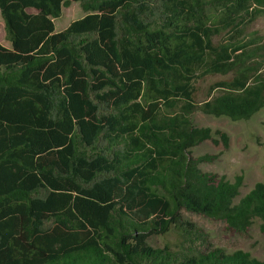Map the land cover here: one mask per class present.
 <instances>
[{"label": "trees", "instance_id": "16d2710c", "mask_svg": "<svg viewBox=\"0 0 264 264\" xmlns=\"http://www.w3.org/2000/svg\"><path fill=\"white\" fill-rule=\"evenodd\" d=\"M72 1L91 13L55 32ZM0 14V264H264L183 216L264 234V183L237 201L242 177L192 154L229 145L195 112L264 109V44L246 38L264 0H0ZM217 74L234 76L197 104V79ZM172 231L178 248L149 244Z\"/></svg>", "mask_w": 264, "mask_h": 264}, {"label": "rangeland", "instance_id": "374dc122", "mask_svg": "<svg viewBox=\"0 0 264 264\" xmlns=\"http://www.w3.org/2000/svg\"><path fill=\"white\" fill-rule=\"evenodd\" d=\"M32 12V10H30ZM91 12H84L79 2H71L64 7L62 16L55 20V32L65 30L71 23L84 18ZM4 21L0 14V42L9 45L6 40ZM228 38L224 34L216 38V43ZM247 39L255 38L259 44H264V14L250 24L246 34ZM233 74L208 75L196 81L197 104H201L220 91L214 90L216 83L229 81ZM194 126L209 127L214 132L221 131L228 135L229 145L225 147L222 142L215 143L211 140L202 143L192 149L195 157L212 155L217 156L213 162L202 163L200 169L223 176L234 183L237 177H242L243 185L240 188V197L246 195L256 183H264V109L249 120L235 121L228 117H214L201 111L192 115ZM185 219L192 221L198 227L205 230L212 247L221 248L227 253L236 250L248 252L257 259H264V234L261 231V221L256 220L251 231L246 236L234 235L226 231L222 221L208 220L200 215L183 212ZM182 237L172 231L164 236L153 235L149 238V244L154 248H163L170 245L173 249L181 245ZM202 243H184L183 248L200 247Z\"/></svg>", "mask_w": 264, "mask_h": 264}]
</instances>
